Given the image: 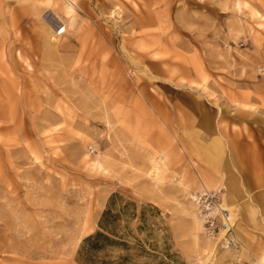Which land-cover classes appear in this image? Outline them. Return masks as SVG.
Segmentation results:
<instances>
[{
  "label": "rangeland",
  "instance_id": "obj_1",
  "mask_svg": "<svg viewBox=\"0 0 264 264\" xmlns=\"http://www.w3.org/2000/svg\"><path fill=\"white\" fill-rule=\"evenodd\" d=\"M0 264H264V0H0Z\"/></svg>",
  "mask_w": 264,
  "mask_h": 264
},
{
  "label": "bare ground",
  "instance_id": "obj_2",
  "mask_svg": "<svg viewBox=\"0 0 264 264\" xmlns=\"http://www.w3.org/2000/svg\"><path fill=\"white\" fill-rule=\"evenodd\" d=\"M63 32V27L61 26V28H60V31L58 32V31H56V34H61ZM221 200H222V196H221V193H220V202H218V204H221L222 202H221ZM218 204L216 205V208H214L216 211H217V208H218ZM233 211V210H232ZM226 211H224V213H225Z\"/></svg>",
  "mask_w": 264,
  "mask_h": 264
},
{
  "label": "crops",
  "instance_id": "obj_3",
  "mask_svg": "<svg viewBox=\"0 0 264 264\" xmlns=\"http://www.w3.org/2000/svg\"><path fill=\"white\" fill-rule=\"evenodd\" d=\"M230 192H233V193H238V190H236V188H229L228 189V193H230Z\"/></svg>",
  "mask_w": 264,
  "mask_h": 264
},
{
  "label": "built area",
  "instance_id": "obj_4",
  "mask_svg": "<svg viewBox=\"0 0 264 264\" xmlns=\"http://www.w3.org/2000/svg\"><path fill=\"white\" fill-rule=\"evenodd\" d=\"M56 31H58V32H59V31H60V27H59V28H57V29H56Z\"/></svg>",
  "mask_w": 264,
  "mask_h": 264
},
{
  "label": "trees",
  "instance_id": "obj_5",
  "mask_svg": "<svg viewBox=\"0 0 264 264\" xmlns=\"http://www.w3.org/2000/svg\"><path fill=\"white\" fill-rule=\"evenodd\" d=\"M97 235H98V234H97ZM95 236H96V235H95ZM86 238L88 239V238H91V237H90V236H87Z\"/></svg>",
  "mask_w": 264,
  "mask_h": 264
}]
</instances>
